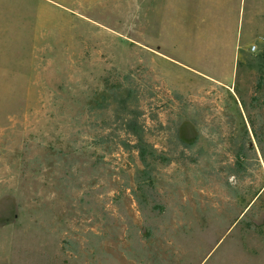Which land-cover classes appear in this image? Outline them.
Listing matches in <instances>:
<instances>
[{
	"label": "rangeland",
	"instance_id": "374dc122",
	"mask_svg": "<svg viewBox=\"0 0 264 264\" xmlns=\"http://www.w3.org/2000/svg\"><path fill=\"white\" fill-rule=\"evenodd\" d=\"M263 243L264 0H0V264Z\"/></svg>",
	"mask_w": 264,
	"mask_h": 264
},
{
	"label": "trees",
	"instance_id": "16d2710c",
	"mask_svg": "<svg viewBox=\"0 0 264 264\" xmlns=\"http://www.w3.org/2000/svg\"><path fill=\"white\" fill-rule=\"evenodd\" d=\"M261 83L259 80L258 85ZM97 107H101V104L97 101L96 102ZM95 109H98L94 107ZM100 109V108H99ZM129 131L133 133V135L136 137V149L138 152L139 160L144 168L148 169L150 162L154 161L155 155L154 153L149 150V146H146L144 141L142 140V130L137 129L136 126H133V128H129ZM145 174H148L147 179L149 180V173L145 171Z\"/></svg>",
	"mask_w": 264,
	"mask_h": 264
},
{
	"label": "crops",
	"instance_id": "0c3cea01",
	"mask_svg": "<svg viewBox=\"0 0 264 264\" xmlns=\"http://www.w3.org/2000/svg\"><path fill=\"white\" fill-rule=\"evenodd\" d=\"M223 253L222 255H224ZM220 258V257H219ZM224 263V262H223ZM264 264V243L260 244L259 254L256 255L254 251H250L249 254L243 259H228L224 264Z\"/></svg>",
	"mask_w": 264,
	"mask_h": 264
},
{
	"label": "built area",
	"instance_id": "2783aa9c",
	"mask_svg": "<svg viewBox=\"0 0 264 264\" xmlns=\"http://www.w3.org/2000/svg\"><path fill=\"white\" fill-rule=\"evenodd\" d=\"M253 50H255V47L253 48Z\"/></svg>",
	"mask_w": 264,
	"mask_h": 264
}]
</instances>
